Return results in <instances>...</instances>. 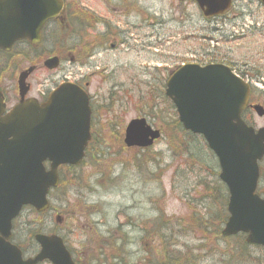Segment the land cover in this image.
Returning a JSON list of instances; mask_svg holds the SVG:
<instances>
[{
    "label": "rangeland",
    "instance_id": "374dc122",
    "mask_svg": "<svg viewBox=\"0 0 264 264\" xmlns=\"http://www.w3.org/2000/svg\"><path fill=\"white\" fill-rule=\"evenodd\" d=\"M66 2H78L84 12L87 8H93L97 13L104 14L103 6H92L89 0ZM152 4L159 15L162 13L160 20H168L171 16L168 4L171 8V4L176 6L177 3L173 0H152ZM184 7L186 10L177 6L178 12H174L173 22L167 26L139 30L138 38L134 31V37L126 34L124 47L117 45L116 51H99L84 66L73 65L67 60L63 65L69 68L67 73L60 68L55 72L42 70L31 77L32 95L35 97L50 93L65 78L73 82L87 78L85 83L90 84V95L94 99L102 98V102L97 104H104L105 100L107 104L110 95L120 101L118 106L113 105L110 110L106 108L109 112L99 120L94 132L99 135V142H94V152L88 155L82 168L87 179L91 176L90 188L94 191L72 190L62 203H56L53 199L54 207L68 217L64 216L61 225L56 224L57 216H61L59 213L50 211L41 216L27 210L14 232L24 249L28 250L31 245L35 247L32 238L27 237L28 231L34 228L46 234L57 231L64 236L80 264H91L93 257V261L100 260L101 264H162L166 262V252L172 264H180L184 262L185 253L192 254L193 249L201 245L200 235L194 234L190 221L205 218L209 222L210 217L221 210V198L216 196L214 199L205 193H210L217 183V159L203 143L202 152L197 154L205 165L201 169L196 165L194 152L184 162L173 155L166 141L173 129L170 123L167 125L165 113L169 103L163 100V91L150 90L148 82H153V79L158 81L162 73L168 75L183 63L201 65V62L216 60L237 66L232 69L239 76L244 75V79L257 90L255 100L264 101V7L260 0H242L223 18L213 20L204 18L194 3L189 2ZM185 17L186 27L184 23L182 29L180 22ZM52 28L46 32L44 47L60 51L59 45L51 38ZM97 29L103 32L102 28ZM150 31L158 37L140 38ZM166 35L167 39L163 40ZM61 39L66 41L63 45L67 47L75 44L68 40L66 32L62 33ZM201 47L209 56L201 55ZM64 56L69 57L70 54L65 51ZM259 72L261 74L258 75ZM135 78L141 84L146 83L147 87L142 85L140 90L132 93L127 90H131ZM150 97L155 99L157 110L152 111L143 104ZM138 117L165 131L162 140L145 153L126 150L122 141L125 127ZM251 117L256 127H264V119L255 114ZM102 171L112 172L108 181L102 177ZM99 179L103 183L97 182ZM81 197L86 206H98V216H88L83 203L78 201ZM160 236L167 248L162 245ZM115 243L122 252L117 253L113 249ZM101 246L103 255L98 250ZM234 247L235 241L223 242L219 247L209 245L210 250L229 255L234 253ZM250 251L251 260L257 264L262 260L264 262L263 252L256 248ZM194 256L196 253L188 257L189 263L195 260ZM201 261L200 264H221L222 258L220 254H203Z\"/></svg>",
    "mask_w": 264,
    "mask_h": 264
},
{
    "label": "water",
    "instance_id": "95a60500",
    "mask_svg": "<svg viewBox=\"0 0 264 264\" xmlns=\"http://www.w3.org/2000/svg\"><path fill=\"white\" fill-rule=\"evenodd\" d=\"M193 1L206 17L224 15L231 7V0ZM63 8V0H0V48L10 50L22 40L38 44L45 24ZM57 65V58L46 62L50 69ZM30 72L21 76L22 95ZM250 93V85L226 66L186 65L169 79L166 96L184 129L202 135L218 159L230 196L223 235L245 233L248 244L264 248V199L256 194L264 128L256 130L242 118ZM252 108L264 117L262 106ZM5 109L0 95V264H75L59 236L36 235L39 252L28 259L11 239L13 221L25 206L39 213L48 210V193L59 186V167L82 163L91 140L89 97L80 87L63 84L43 104L22 100L9 114ZM160 137L145 119H134L126 128L125 144L146 149ZM45 162L51 163L48 171Z\"/></svg>",
    "mask_w": 264,
    "mask_h": 264
},
{
    "label": "flooded vegetation",
    "instance_id": "af4514ba",
    "mask_svg": "<svg viewBox=\"0 0 264 264\" xmlns=\"http://www.w3.org/2000/svg\"><path fill=\"white\" fill-rule=\"evenodd\" d=\"M89 1L92 6L101 5L104 8V14L97 13L96 10H94L93 8H87L88 10H85L87 12L86 24L89 28L88 36H87L88 44H93V41L95 39L98 42L101 41L99 43L101 45L104 43L101 47L95 50V54L99 51L102 52L116 51L118 48L117 45H121L122 47H124L126 43V34H131V36L134 37L133 31L137 34L136 38H138L139 30H142L144 28H150L152 30L167 26L168 24L173 22V14L175 11L178 12L177 6H180L181 8L186 10L184 6L188 4V2H180L179 0H173L177 4L176 6H173V4H171V8L168 4V8H169L168 12H171L170 18L168 20L167 19L160 20L161 19L160 16L162 13L160 15L157 13L156 9L152 4V0H89ZM241 1L242 0H233V4L236 5ZM77 5H78L77 2H75L72 6L73 18H74L73 37H75L77 40H80L81 22L78 17ZM185 16H187V13H185ZM186 21H187V17H185V20H182L180 22L181 24L180 26L182 29L184 27V23L186 27ZM56 22L61 23V21H56ZM97 28H102L103 32H100L99 29ZM59 29L61 28L59 27ZM121 29H127V30H121ZM181 31L183 32V30ZM154 36L158 37L156 33L150 31L149 34L140 38L148 39ZM167 36L168 35H166V37L163 38V40H166ZM78 44L79 42L78 43L76 42L75 44L76 51L77 50L83 51L80 50L79 47H77ZM108 44H110V46L108 47V49H105L108 46ZM215 45L220 47L219 43H216ZM45 55H46V48L43 46L42 41L38 45H31L28 41H22V42H17L9 51L0 49V95L3 104L5 105L6 108V114L22 100V96L19 88L20 74L22 73L23 70L28 69L31 65H33L36 68L35 71L40 69L41 63H43V61L45 60ZM201 55L209 56L205 54L204 47H201ZM75 60H77L76 56H72V61L74 62ZM209 61L210 63L201 62V66L219 63V61L216 60H209ZM165 62L169 63V61L167 60H165ZM226 65H228L231 68L237 67V66L232 67L230 64H226ZM63 70L65 72L67 71L66 68H64ZM164 71L167 72V70ZM174 71L175 70L168 72V75L162 73L158 81L156 79H153V82L149 81L148 88L150 90L161 89L162 91H165L167 81L170 78V76L174 73ZM37 72L38 71H36L35 73ZM29 80L30 78L28 79V81ZM85 80L86 78H82L81 80H75V81L80 82L79 84H81L85 82ZM87 84L88 83L86 82L85 85ZM142 85L147 87L146 83L143 82L141 84V81L139 80L137 82L135 78L133 86L129 91H135L136 89L140 90ZM120 86L123 87V85ZM48 96L49 94L47 95L43 93L39 98L34 97L31 96V90H30V92L25 95V99L34 97V98H38V100L41 103H43L44 101L47 100ZM46 166L47 168H49L50 164L47 163ZM215 186L216 183L214 184L213 189H215ZM210 197H214V199H216V195L213 192H211ZM195 253H196V256H194L195 260L189 263L188 257L191 255H195ZM200 254H201V245L193 249L192 254L188 252L185 253L183 255V257L185 258L183 260L184 262H180V264L181 263L200 264L201 263ZM220 255L222 257L223 264H233L232 263L234 258L233 254L229 255L226 253H222ZM248 258L251 259L252 254H249ZM224 260L226 262H224Z\"/></svg>",
    "mask_w": 264,
    "mask_h": 264
},
{
    "label": "trees",
    "instance_id": "16d2710c",
    "mask_svg": "<svg viewBox=\"0 0 264 264\" xmlns=\"http://www.w3.org/2000/svg\"><path fill=\"white\" fill-rule=\"evenodd\" d=\"M68 4H69V7H67V10H66V24L68 25V27H67V29L69 31L68 35H70L72 32V27H73L72 24L73 23L70 20V12H71L70 2ZM77 12L80 15L83 14L82 17L84 18V12L83 11H81L79 9ZM85 27H87L86 22H85ZM87 47H89L88 44H87L86 48L82 52H80V54L78 55L79 59L82 58V59L86 60L87 57H89L90 52L86 53V51H85V50H87ZM71 52H74V51L72 50ZM257 74L259 75L261 73L259 72ZM162 97H163V100H165L169 103V105L167 107L165 106L166 107L165 113H166V118H167V122H168V123L167 122L166 123H167V125H169V123H170L169 126L173 127L168 139L166 140L168 148H170V150H172L173 155L175 157H177L178 160H181L183 162L185 161V158L188 155L193 154V152L196 154V157H197V154L200 151H202L201 150V144L202 143L204 144V141L201 140L200 138L195 137L192 134H186L182 130V126L178 121L177 114L174 111L173 105L170 104V102L167 100V98H165L164 94H162ZM252 99L254 101H256L255 99H257L256 95H255V89L252 91ZM154 102H155V99L150 97V99L143 102V104L145 106H149L150 110L153 111V110L158 109L155 107ZM256 102L262 103L264 105V101H256ZM249 115L250 114L248 112H246L244 114V118L247 122L252 124L253 120L250 119ZM186 135H188V139H186ZM93 140L99 142V135L95 134ZM92 164L95 165L93 162H92ZM181 165H183V164H181ZM196 165L200 166V169H201V166H203V167L205 166L204 164L201 163V160L198 157H197ZM65 170L66 169L62 170V172H61L62 178H61V185H60L59 189L54 191L58 196L56 197L53 194V197H52L55 199L56 203L57 202L62 203V201L64 199L68 198L69 192H72V190H76V188H78V189L83 188L85 191H88L91 189L90 188L91 187V185H90L91 184V176H89L87 179L84 176V172L81 168H79V169L67 168L66 171H68V172H66ZM102 172L104 174H102ZM102 172H101L102 177H106V180L108 181L109 174H111V176H112V172H108V173H106L105 171H102ZM97 182L102 183V181L100 179ZM102 186H104V185H102ZM260 187L261 188H259L258 193L264 197V167L262 168V184ZM211 192H213L217 196V198H221V210L218 214H213L211 216L209 222H205L206 219L201 218V225L196 224L197 225V231L201 232V250H202V247H204V249H205V246H207V244L219 246V244H221V242L223 243L225 241H235V247H236L235 251L238 252V254H243V253L247 254L248 245L246 244L245 237L243 235L237 236L234 239H225L221 236V230H222L221 225L223 223H225L226 217H227L226 216V203H227L228 196H227L226 188L224 187V185L222 183L218 182V184L215 186V189H211L210 193L207 192V194L211 195ZM78 201H79V203H83V200H78ZM83 205H84V203H83ZM84 207H86V206L84 205ZM86 208H89V207H86ZM87 211H88V213H87L88 216H93L96 214L95 212H93L95 214L90 213L91 212L90 210H87ZM62 216L63 217L65 216V218H68L65 214ZM18 224L19 223L16 224V227L19 226ZM37 233H42V230L37 229V228L31 229L28 231V236L31 237ZM13 240L15 241V244H17L20 248L23 247L21 242L19 241L18 235L15 234L13 237ZM212 240H214L215 242L212 243L211 242ZM65 241L67 242L66 238H65ZM160 241L162 242V245H164V246L166 245L161 236H160ZM115 245L116 246L113 249H115V251L117 253H119V251L122 252V250L120 249L121 247L118 246L117 243H115ZM102 247L103 246L98 248V250H100L101 255H103V251H104V249H103L101 252ZM30 248H29L30 250L29 249L26 250L24 248H22V249H23L24 253H30L28 251H31L34 253L35 252L34 251L35 249H33L34 246L31 245ZM165 255H167V254L165 253ZM93 260H94V257L90 259V261H93ZM237 261H241L242 264L253 263V262L249 263L250 262L249 259H246L243 262H242V260H237ZM93 262L95 264H101L100 260H95ZM254 263L257 264L256 262H254ZM162 264H168L167 258H166V262H163Z\"/></svg>",
    "mask_w": 264,
    "mask_h": 264
}]
</instances>
